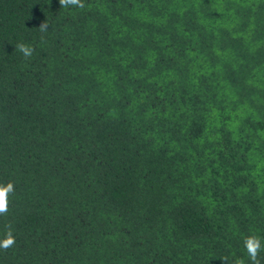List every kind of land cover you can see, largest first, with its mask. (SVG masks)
<instances>
[{
  "label": "trees",
  "instance_id": "1",
  "mask_svg": "<svg viewBox=\"0 0 264 264\" xmlns=\"http://www.w3.org/2000/svg\"><path fill=\"white\" fill-rule=\"evenodd\" d=\"M81 3L0 0V264H264V0Z\"/></svg>",
  "mask_w": 264,
  "mask_h": 264
},
{
  "label": "clouds",
  "instance_id": "2",
  "mask_svg": "<svg viewBox=\"0 0 264 264\" xmlns=\"http://www.w3.org/2000/svg\"><path fill=\"white\" fill-rule=\"evenodd\" d=\"M59 3L63 7H68L69 5L83 7L81 0H59ZM48 25L42 23L39 26L41 33L47 31ZM43 39V36L41 37ZM16 49L21 52L25 58L31 57L34 49L24 43H18ZM14 193V184L12 182L7 183L6 185L0 184V215H6L9 208V196ZM15 237L12 233L11 227L7 226V232L5 238L0 240V250H8L9 248L15 245ZM245 248L249 257L250 264H261L259 258V253L262 250L261 239L258 236L252 235L245 239ZM224 264H228L227 257L220 258ZM234 264H244L243 259L237 258L234 261Z\"/></svg>",
  "mask_w": 264,
  "mask_h": 264
}]
</instances>
